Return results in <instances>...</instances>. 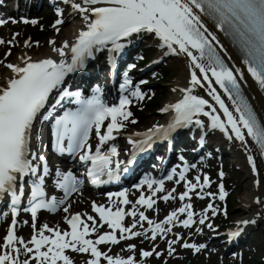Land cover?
<instances>
[{
    "label": "snow or ice",
    "instance_id": "6c2138e0",
    "mask_svg": "<svg viewBox=\"0 0 264 264\" xmlns=\"http://www.w3.org/2000/svg\"><path fill=\"white\" fill-rule=\"evenodd\" d=\"M62 3L82 18V26L74 40L65 39L60 46H56L55 39L50 40L55 57L33 58L22 54L18 62H8L6 66L12 75L0 83V204L8 209L0 211V215L11 216L6 235L0 242V264H74L66 250L90 254L87 264H102V259L106 264H147L146 260L136 259V244L125 245L131 253L127 256L111 255L110 249L102 251L99 245L118 244L140 236L156 241L158 236L166 238L169 234L174 238L166 240L167 255L177 251L176 245L199 253L207 245L189 242L180 232L173 233L175 225L186 229L197 225L199 232H203L204 227L215 232L218 225L211 222L209 211L212 217L217 214L227 216L228 211L226 204L221 207L209 202L197 217L191 203L193 190L200 189L194 194L201 198L207 195L215 199L217 194L203 191L211 183L207 173L203 175V182L199 174L194 177L195 182L187 179L186 174L196 165L187 162L183 155L179 157L183 162L179 171L173 168L162 179L146 175L133 185L141 190L135 202L129 200L127 188L107 193L110 198H117L112 199L107 207L92 201L100 224L96 216L77 211L63 217L70 228L62 230L59 226L50 227L48 223L37 227L38 213L42 209L55 211L61 206H64L65 213H69L72 207L70 197L80 191L85 179L93 185L119 181L122 173L129 172L138 153L150 149L157 140L171 141L173 134L181 128L193 132L199 129L201 145L205 143L209 130H219L228 141L239 142L255 174L254 184L259 187L262 181L257 157L264 166V115L255 107L247 89L251 88L250 77L264 94V0H62ZM55 14L57 18L53 27L59 33V26L65 23V8L56 5ZM8 19L17 22L15 18ZM21 19L24 23H38L35 18L30 21L26 17ZM7 22L0 18V25ZM144 36L156 40L161 50L159 61L183 59L188 79L187 85L181 89L182 98L160 109L172 113L167 124H155L143 132L128 135L132 149L130 158L124 161L113 141L129 124L137 123L130 108L133 98L143 100L146 96L141 89L146 81L134 84L130 75L136 64L127 65L121 73L119 88L122 94L119 102L111 105L104 101V90L100 85L87 95L80 89L73 91L68 77L86 68L90 59L105 51L114 77L118 71V58L129 45ZM221 36L233 46L240 58L239 64ZM24 43L27 47L39 45L38 40L33 41L30 37ZM0 44L13 45L14 40L0 38ZM11 51L8 47L5 55L10 56ZM197 90L205 94H198ZM66 101L74 106L63 108L57 115ZM52 117L51 147L55 153L70 154L74 161L78 158L79 165L85 169L83 175L50 163V156L41 151L47 147L41 142L42 126ZM93 131L98 137L94 148L89 142ZM224 176L225 172L221 170L219 177ZM174 178L177 184L185 182V190L178 193V198L188 202L160 221L150 219L145 211H139L137 205L144 206L145 210H156L154 197L159 199L157 193L165 188V180ZM49 180L52 181L51 187L62 190L61 197L49 196L46 190ZM144 185L149 192L147 196ZM218 188L219 200L226 201L229 192L223 179ZM173 192L175 189L168 191L163 200H175L177 197ZM254 200L260 205V211L251 218L235 221L236 227L226 233L229 240L241 235L248 225L264 216V196L256 195ZM129 204L132 209L126 211L125 206ZM21 213H30L33 229L30 239L17 234ZM128 215L132 221L125 224ZM103 222H107L110 231L99 230ZM143 222L149 227L144 228ZM137 225H140L139 229ZM116 230L120 232L119 237ZM90 233H96L95 239L90 238ZM157 247L153 244L150 250L141 248L139 255L144 258L161 256L162 251ZM22 255L24 259L20 258Z\"/></svg>",
    "mask_w": 264,
    "mask_h": 264
},
{
    "label": "bare ground",
    "instance_id": "6f19581e",
    "mask_svg": "<svg viewBox=\"0 0 264 264\" xmlns=\"http://www.w3.org/2000/svg\"><path fill=\"white\" fill-rule=\"evenodd\" d=\"M73 18H75L76 20L82 19L81 17L76 16V15H73ZM80 22H81L80 25H82V21H80ZM61 32H62L61 39H65V37H67V38L71 37L70 32H68L65 28ZM155 42H156V40H155ZM56 44L60 45V41H57ZM226 47L229 49V52L232 54V50L227 45H226ZM50 49H51L50 47L45 46V47L39 48L38 51L30 52L27 47H21L19 54L17 56H15L14 58H12V60L9 62H18V57L21 56L22 54L32 55L33 58H40L42 56L41 52H44V50H46L48 52ZM47 52H44V54H49ZM233 58L237 61L238 64L240 63V61L238 59H236V56L233 55ZM173 61L175 62L174 66L178 69V72H177V76L175 77L171 87L173 89H175L177 85H182L183 87H185L187 85V79H188V71L186 68L185 61L181 58H174ZM6 65H7V63L3 66V73L0 75V83H4L6 81V79L12 75L11 70L9 68H7ZM246 76H248L247 73H246ZM248 78H249V83L251 84V88L248 89V91L251 94L250 96L253 97L255 99V101H257L260 113L262 115H264V99H263L261 93L259 92L257 86L254 84V82H252L251 78L250 77H248ZM175 92H179V90L175 89ZM175 97H176L175 93H172L171 98L174 99ZM230 146L232 147V149L235 152V155L237 158L236 164L241 166L242 171H243L242 172L243 176H245L242 183L244 186L248 187V190L243 194V196H241L239 198V202L241 205L240 215H242L244 213L248 216L247 218H251L256 211H260V205H257L254 202V197L256 195L264 196V176L261 172L260 179H261L262 183L259 187H257L254 184V180L256 178L255 174L251 171V167L246 160V154L239 147V142L232 141V143H230ZM258 167H260L259 163H258ZM237 215H239V214H237ZM242 218L243 217H241V219ZM260 218H261V220L259 222H262L264 224V216H262ZM46 223H48L54 227L55 226L60 227L63 225V219L61 217H59L57 224H54L51 221H47ZM166 252H167V250H166ZM171 257H172V255L169 256L166 254L165 264H169Z\"/></svg>",
    "mask_w": 264,
    "mask_h": 264
},
{
    "label": "rangeland",
    "instance_id": "374dc122",
    "mask_svg": "<svg viewBox=\"0 0 264 264\" xmlns=\"http://www.w3.org/2000/svg\"><path fill=\"white\" fill-rule=\"evenodd\" d=\"M163 86H165V85H163ZM239 178L241 179L240 180V185H239V194L240 195H238L237 194V196L234 198V201H235V203H237V201H236V198L238 197V196H242L248 189H247V187L246 186H244L243 185V175L242 176H239ZM235 208H238V207H235ZM237 211V210H236ZM264 228V226L261 228V229H263ZM260 239H262L261 241H260ZM260 242H264V235L261 237H259V240H257L255 243L256 244H259ZM262 245V249H261V246H258L257 248H258V250L259 249H261V252H260V254L258 255V257L256 258V260L255 261H249L248 262V264H260L259 262V260H260V257H262V255H264V243L263 244H261Z\"/></svg>",
    "mask_w": 264,
    "mask_h": 264
}]
</instances>
